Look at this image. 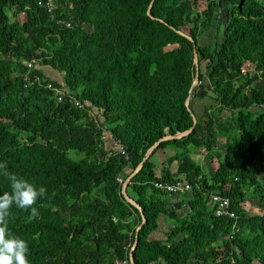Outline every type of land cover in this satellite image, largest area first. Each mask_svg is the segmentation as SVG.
Instances as JSON below:
<instances>
[{"label":"trees","instance_id":"obj_1","mask_svg":"<svg viewBox=\"0 0 264 264\" xmlns=\"http://www.w3.org/2000/svg\"><path fill=\"white\" fill-rule=\"evenodd\" d=\"M47 2L0 0V163L47 189L37 219L12 209L30 264H131L142 214L122 185L192 113L195 129L162 141L128 185L147 218L135 264H264V0H56L54 15ZM211 28L215 43H200ZM201 151L214 171L193 158ZM176 181L190 190L156 185ZM212 194L238 217L217 216ZM162 214L172 223L164 240L153 237Z\"/></svg>","mask_w":264,"mask_h":264},{"label":"clouds","instance_id":"obj_2","mask_svg":"<svg viewBox=\"0 0 264 264\" xmlns=\"http://www.w3.org/2000/svg\"><path fill=\"white\" fill-rule=\"evenodd\" d=\"M0 178L10 186V191L0 194V264H30L28 242L15 235L10 229L13 207L29 212L31 222L39 217L35 206L41 197H45L47 189L37 186L28 179L8 170L7 163H0Z\"/></svg>","mask_w":264,"mask_h":264},{"label":"built area","instance_id":"obj_3","mask_svg":"<svg viewBox=\"0 0 264 264\" xmlns=\"http://www.w3.org/2000/svg\"><path fill=\"white\" fill-rule=\"evenodd\" d=\"M47 6L49 7V11L54 15V11L58 8V3L56 0H48ZM58 22L61 24H65L68 27L72 25L70 21H67L65 19H58ZM37 60L33 59L30 64H29V71L26 73V76L29 78L30 76V71L33 69V67L36 65ZM34 81L40 82L41 83V78L39 76H36L34 78ZM47 87L55 91L59 101H62L66 96L67 93L63 87L60 86H54L52 82H48ZM76 104H79V101L76 100ZM122 153H126L123 147L119 148ZM118 180L123 183V178L119 177ZM157 187L164 189L168 192L171 193H176V194H183L186 191L190 190L191 185L183 182V181H176V182H157L156 183ZM212 203L215 205V213L217 216H229L231 218H237L238 213L236 210L232 208L231 200L223 196L221 194H212ZM237 230L236 227H234V231ZM124 264H128L125 262Z\"/></svg>","mask_w":264,"mask_h":264},{"label":"water","instance_id":"obj_4","mask_svg":"<svg viewBox=\"0 0 264 264\" xmlns=\"http://www.w3.org/2000/svg\"><path fill=\"white\" fill-rule=\"evenodd\" d=\"M153 5V2L150 4V7H149V14L151 15V7ZM180 33H182L184 36H186L187 38H189L190 40H193L194 39L184 33L183 31H180ZM199 66H200V63H199V53H198V50L197 48L195 49V55H194V66H193V70L195 71L194 74H195V78H194V81H193V84H192V87H191V90H190V93H189V96L187 97V100H186V105L188 107L189 110H191V107H190V103H191V100L194 96V87L196 85H198L200 83V80H199ZM192 116H193V125L179 133V134H167L165 135L164 137L160 138L158 141H156L149 149L148 151L146 152V155L143 159V161L140 162V164L137 166V168L135 169V171L124 181L123 185H122V194L123 196L125 197V199L127 200V202H129L130 204H132L133 206H135L136 208H138L140 211H141V214H142V221L140 223V225L138 226L137 230H136V238H135V242H134V245L132 246L131 250H130V260H131V264H135V260H134V250L136 249L137 247V244H138V241H139V231L141 230V228L143 227V225L146 223V215L141 207V205L137 202V200L133 197H131L128 192H127V188H128V185L132 179V177L138 173L140 171V169L143 167L145 161L150 157V155L152 154L153 150L162 142V141H166V140H171V139H177V138H183L184 136H187L189 135L196 127V124L198 122V118L197 116L195 115V113H192Z\"/></svg>","mask_w":264,"mask_h":264},{"label":"rangeland","instance_id":"obj_5","mask_svg":"<svg viewBox=\"0 0 264 264\" xmlns=\"http://www.w3.org/2000/svg\"><path fill=\"white\" fill-rule=\"evenodd\" d=\"M222 19L224 20V17ZM200 43L207 44V45L215 43V32L212 28L206 30L203 33V35L200 37ZM205 68H206V61L203 62V70H205ZM201 101H202L201 99H194L193 100V107L196 111L199 110ZM110 144H111V142H110ZM220 145L221 144L218 141L217 146H220ZM201 152L202 153L199 155L194 154L193 158H195V160L201 161V163L204 164L207 171H211V172L214 171L218 165V161L216 159L209 160V158H206V156H205V151H201ZM154 159L156 160L157 157L155 156Z\"/></svg>","mask_w":264,"mask_h":264},{"label":"crops","instance_id":"obj_6","mask_svg":"<svg viewBox=\"0 0 264 264\" xmlns=\"http://www.w3.org/2000/svg\"><path fill=\"white\" fill-rule=\"evenodd\" d=\"M44 72H46L48 75H51L52 77L62 80V74L56 70L45 68ZM172 149L163 150L156 154L157 159L155 160L157 163H162L163 159L166 158L167 153H172ZM174 166V165H173ZM160 172H162V167ZM172 223L169 221L168 216L165 214H162L159 218V228L157 231L153 233L154 238H160V239H166L167 233L169 232L171 228Z\"/></svg>","mask_w":264,"mask_h":264}]
</instances>
